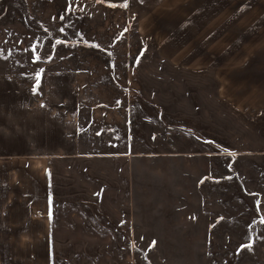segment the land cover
<instances>
[{"label": "rangeland", "instance_id": "obj_1", "mask_svg": "<svg viewBox=\"0 0 264 264\" xmlns=\"http://www.w3.org/2000/svg\"><path fill=\"white\" fill-rule=\"evenodd\" d=\"M154 21L101 0H0V75L37 78L33 99L49 77L69 142L48 159L49 264H264V112L160 58Z\"/></svg>", "mask_w": 264, "mask_h": 264}, {"label": "crops", "instance_id": "obj_2", "mask_svg": "<svg viewBox=\"0 0 264 264\" xmlns=\"http://www.w3.org/2000/svg\"><path fill=\"white\" fill-rule=\"evenodd\" d=\"M125 8L145 26L163 22L150 29L160 58L209 71L218 96L243 116L264 112V0H127ZM30 79L0 75V264L50 263L48 159L69 149L55 127L51 79L34 99Z\"/></svg>", "mask_w": 264, "mask_h": 264}, {"label": "snow or ice", "instance_id": "obj_3", "mask_svg": "<svg viewBox=\"0 0 264 264\" xmlns=\"http://www.w3.org/2000/svg\"><path fill=\"white\" fill-rule=\"evenodd\" d=\"M125 6H127V0H125ZM71 8V5L69 4V9ZM63 30V29H62ZM37 83H39V81L37 80ZM35 91V89H34ZM257 204H259V201H257ZM262 222H264V220H262ZM155 241H153V246H155ZM251 245H242L241 247H250Z\"/></svg>", "mask_w": 264, "mask_h": 264}]
</instances>
